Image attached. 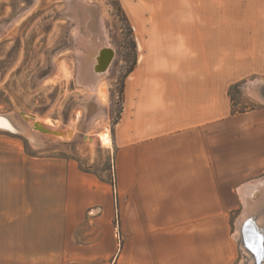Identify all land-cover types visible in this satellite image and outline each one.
Masks as SVG:
<instances>
[{
    "label": "rangeland",
    "instance_id": "obj_1",
    "mask_svg": "<svg viewBox=\"0 0 264 264\" xmlns=\"http://www.w3.org/2000/svg\"><path fill=\"white\" fill-rule=\"evenodd\" d=\"M85 1L98 6L104 41L115 52L100 78L106 104L92 89L87 91L93 87V79L90 84L80 79L81 85L76 80L74 32L79 22L84 20L81 26L88 22L67 7L69 0H0V115L13 119L20 113L32 115L45 126L73 130L76 135L60 140L38 134V142L31 144L23 134L0 130V264H8L10 250L14 253L9 238L21 236L25 226L30 228L29 238L34 234L48 238L49 251L54 254L60 248L51 240L66 236L80 244V253L108 255L106 264H120L121 254H135L133 224L149 221L145 210L150 212L159 201L158 194H127V184L121 187L119 153L113 143L114 127L123 109L126 71L132 62L127 23L115 8L118 1L125 11L126 0ZM61 63L72 78L53 83ZM237 74L239 80L227 92L229 116L221 126L209 129V174L221 194H207V206L209 214L215 213V207L223 210L209 219L225 223L233 264H246V252L236 237L240 222L264 220V186L247 199V215L238 194L240 187L264 181V102L249 95L246 85L264 82V55L256 56L254 68L240 69ZM100 119H104L101 125L91 126ZM16 121L20 122L19 117ZM85 134L93 138L91 144L82 141ZM19 194L31 195L28 201L32 205L42 202L45 206L40 212L30 208L27 223L15 224L13 216L19 212L9 203L19 202ZM260 224L263 229L264 223ZM98 261L81 264H100Z\"/></svg>",
    "mask_w": 264,
    "mask_h": 264
},
{
    "label": "crops",
    "instance_id": "obj_2",
    "mask_svg": "<svg viewBox=\"0 0 264 264\" xmlns=\"http://www.w3.org/2000/svg\"><path fill=\"white\" fill-rule=\"evenodd\" d=\"M125 7L137 58L113 143L121 187L127 184V194H158L159 201L146 208L149 221L133 224L135 254H121L119 262L233 264L225 223L209 219L223 210L209 214L207 206V194H221L209 174L208 135L229 116L235 72L254 68L264 55V0H126ZM18 197L9 203L19 212L15 224L27 223L30 208L44 209L29 194ZM29 229L9 238L8 264H106L108 255L80 253L66 236L51 240L60 248L54 254L48 238H29Z\"/></svg>",
    "mask_w": 264,
    "mask_h": 264
},
{
    "label": "water",
    "instance_id": "obj_3",
    "mask_svg": "<svg viewBox=\"0 0 264 264\" xmlns=\"http://www.w3.org/2000/svg\"><path fill=\"white\" fill-rule=\"evenodd\" d=\"M68 6L70 10L80 12V14L84 16L88 22L86 23V26L83 25L82 27H79L82 24L81 22L77 24V30H78L76 31L77 38L76 37L74 38V45H73V49L75 53L79 54V57H76V68H77L76 80L77 82H80L81 67L79 65V59L83 54H85L86 43L88 42L89 44L93 43L95 45H99V44L101 45L102 43H106V42L104 41L105 39L104 33L100 28L101 27L100 21L98 22L99 19L97 20L98 18L97 5H95L93 2H87L85 0H69ZM85 28H88L89 31L86 32ZM105 70L106 69L102 71H97L96 69H94L93 72L91 73V76L100 77L104 75ZM0 117H5L8 120L10 119V121H12L11 123H13L14 125H18V127H20L24 132L25 135L24 134L23 135L28 143H31V141L30 139L27 138L26 135L39 137L38 134L39 135L41 134V135L52 136L60 140H71L74 137H76L73 130H68V129L65 130L62 128L45 126L41 122L37 121L35 117L32 115H28L24 113L18 114L20 122H17L16 120H14L13 118L7 115H0ZM82 141L91 144L93 142V138L88 137V135L85 134L82 137ZM240 223L242 224L240 233H241L243 247L247 250L246 252L254 259V264H263L264 231L262 229H259L253 220H245V222L241 221Z\"/></svg>",
    "mask_w": 264,
    "mask_h": 264
},
{
    "label": "bare ground",
    "instance_id": "obj_4",
    "mask_svg": "<svg viewBox=\"0 0 264 264\" xmlns=\"http://www.w3.org/2000/svg\"><path fill=\"white\" fill-rule=\"evenodd\" d=\"M68 3V2H67ZM69 7V6H67ZM73 11V10H72ZM75 13V12H74ZM74 13H73V16H74ZM78 13V12H77ZM76 15V14H75ZM68 16V15H67ZM73 16L71 18H73ZM81 17V16H80ZM102 17V16H100ZM103 18V17H102ZM84 21V20H82ZM81 21V22H82ZM101 22V21H100ZM103 22V21H102ZM75 25V24H74ZM84 26H86L85 22H84ZM82 27V26H81ZM103 29V28H102ZM76 31L77 30V26L75 28ZM86 32L89 31L88 28H85ZM104 31V29H103ZM74 32V30H73ZM74 33H77V32H74ZM87 35V34H86ZM74 36L77 38V34H74ZM89 36V35H88ZM74 37V38H75ZM72 39V37H71ZM78 40V39H77ZM107 40V38H106ZM73 41V40H72ZM88 41V39H87ZM86 41V42H87ZM106 42V41H105ZM74 50V49H73ZM114 50L109 46L107 45L106 43H102L101 45H95L93 43L89 44L88 42L86 43V46H85V54H83L80 59H79V65L81 67V81L83 82V80L85 79V82L88 81V83L90 84V79H93L94 81V84L93 87L87 89L88 90H91L92 89V94H94L98 100H100L102 103H105V100H106V90H105V87H104V84L101 82V80L103 79H100L101 77H103L104 75L102 76H91V73L93 72L94 69H96L97 71H102L104 69L105 72L104 74L106 73V71L108 70V67L111 65L113 59H114ZM77 57H79V54L76 53L75 54ZM76 61V59H75ZM74 61V62H75ZM76 64V63H75ZM96 67V68H95ZM76 75V74H75ZM54 76V75H53ZM52 76V77H53ZM74 76V75H73ZM52 77L50 79H52ZM72 78V75H71V72L70 70H68L66 68V64L64 63H61L58 68L56 69V74L55 76L53 77V79L51 80V82L53 83H56V82H59V81H67L69 79ZM77 77V76H76ZM77 79V78H76ZM75 82V81H74ZM79 83V82H78ZM86 82V84H88ZM92 83V82H91ZM85 84V83H84ZM262 84L264 85V82L263 81H259V80H256V81H249V83L246 85L247 87V91L249 92V95L253 96L256 100H258L259 102H264V96L262 95L263 93H261V89H262ZM80 85H81V82H80ZM79 85V86H80ZM83 86V84H82ZM88 86V85H87ZM90 86V85H89ZM82 87V88H84ZM85 89V90H86ZM84 90V89H83ZM82 90V91H83ZM264 91V90H263ZM90 92V91H89ZM95 100V98H94ZM97 100V99H96ZM106 104V103H105ZM83 106V105H82ZM99 114V113H98ZM101 114V113H100ZM8 116V115H7ZM104 116V115H103ZM10 117V116H9ZM97 117V116H95ZM105 117V116H104ZM12 118V117H11ZM18 118V117H17ZM16 118V119H17ZM99 118H102V114L100 115ZM14 119V120H16ZM98 119V118H97ZM105 119V118H104ZM104 119H100V122H97L95 125H91V126H99L101 125L100 123L103 122ZM18 121V120H17ZM95 121V120H94ZM98 121V120H96ZM12 121H10V119H6L5 117H0V130L2 131H6V132H12V133H20V134H24V132L22 131V129L20 127H18V125H14L13 123H11ZM91 123V122H90ZM94 124V123H93ZM19 130V131H17ZM1 132V131H0ZM25 135V134H24ZM23 136V135H22ZM28 139H30L31 141V144H34L36 142H38V138L39 137H33V136H30V135H26ZM104 137L106 138V136L104 135ZM106 140V139H105ZM101 141H103V139H101ZM259 181V180H258ZM260 185H263L264 186V181H259V182H250L248 185H245V186H242L238 189V194L242 200V203L244 204V214L247 215L246 213L248 212L249 210V203H248V198H250L251 195H254V192L255 189H257ZM259 189V188H258ZM258 191V190H257ZM252 198V197H251ZM257 203V202H256ZM264 208V207H263ZM257 219V218H256ZM247 220V219H245ZM245 220H243V222H245ZM260 223H264V220H256V225L260 227H263L261 226ZM241 227H242V224L240 223V229L237 231V234H236V237L238 238V240L240 241V245L241 247L243 248V251L246 252L247 250L243 247V244H242V239H241ZM264 229V228H263ZM262 229V230H263ZM264 243V242H263ZM264 245V244H263ZM247 254V255H246ZM245 254V262L246 264H254V259L246 252ZM264 264V262H263Z\"/></svg>",
    "mask_w": 264,
    "mask_h": 264
},
{
    "label": "trees",
    "instance_id": "obj_5",
    "mask_svg": "<svg viewBox=\"0 0 264 264\" xmlns=\"http://www.w3.org/2000/svg\"><path fill=\"white\" fill-rule=\"evenodd\" d=\"M115 8H116V12H117L118 16L120 18H122V20L124 22L127 23V26H126L127 27V37L130 39L128 48H129V51L131 52V55H132L131 65L128 67V69L126 71V76H128L133 71V69L136 65L137 48H136V43H135V39H134L133 28L131 26L129 18L126 15L125 11L123 10V8L121 7V5L119 4L118 1H116V3H115Z\"/></svg>",
    "mask_w": 264,
    "mask_h": 264
}]
</instances>
